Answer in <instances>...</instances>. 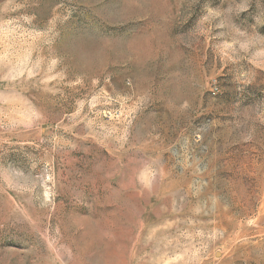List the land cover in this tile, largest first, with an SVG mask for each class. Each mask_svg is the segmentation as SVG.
I'll list each match as a JSON object with an SVG mask.
<instances>
[{
	"label": "rangeland",
	"instance_id": "rangeland-1",
	"mask_svg": "<svg viewBox=\"0 0 264 264\" xmlns=\"http://www.w3.org/2000/svg\"><path fill=\"white\" fill-rule=\"evenodd\" d=\"M0 264H264V0H0Z\"/></svg>",
	"mask_w": 264,
	"mask_h": 264
}]
</instances>
